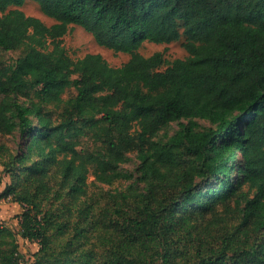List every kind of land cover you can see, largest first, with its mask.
<instances>
[{
    "label": "trees",
    "instance_id": "16d2710c",
    "mask_svg": "<svg viewBox=\"0 0 264 264\" xmlns=\"http://www.w3.org/2000/svg\"><path fill=\"white\" fill-rule=\"evenodd\" d=\"M26 1L0 0V51L24 49L0 65V136L20 139L0 146V201L22 209L18 234L0 225V264H22L17 235L39 246L31 264H264V0H31L50 27ZM69 25L130 59L71 61ZM181 36L188 57L163 71L138 53ZM89 167L130 183L89 193Z\"/></svg>",
    "mask_w": 264,
    "mask_h": 264
},
{
    "label": "rangeland",
    "instance_id": "374dc122",
    "mask_svg": "<svg viewBox=\"0 0 264 264\" xmlns=\"http://www.w3.org/2000/svg\"><path fill=\"white\" fill-rule=\"evenodd\" d=\"M18 10L22 11L23 14L27 17L38 19L47 27L55 24V21L44 16L39 10L37 4L31 0H27L22 7L18 8ZM183 44V36H181V38L177 42H173L171 44L156 45L153 43H144L139 49L138 53L145 58L150 57L156 53L162 54L164 64L159 71H163L173 61L184 60L188 57ZM62 46L67 57L71 61L80 60L89 54L100 55L110 67L119 68L127 63L130 59V56L127 54L114 53L111 50L98 46L90 34L85 32L82 28L74 25L68 26L67 33L62 38ZM23 53L24 49L10 52L0 51V65L13 64L19 57L23 55ZM75 94L76 93L73 89L68 90L63 96V101H68L71 97H74ZM1 100L2 97L0 96V102ZM18 100L19 102H23L24 98L20 97ZM50 111L52 113V119L54 120V123L59 124L61 121H63V119H65V103L57 107H50ZM177 129V124L173 123L169 126L168 129L159 132L156 139L166 141L167 138L172 136ZM76 140L77 143H79V145H77L76 147V150L80 153L91 151L95 148L94 142L88 137L80 136L79 138H76ZM19 142L20 139L18 134L0 136V146L5 147L12 153L16 151ZM138 164L139 161L137 159V153L132 152L128 154V162L121 165V170L133 172ZM3 169L4 168L0 165V193H2V191L5 189V186L11 182V179L3 172ZM92 173L93 169L89 167V174L87 179L89 193L99 194L105 192L120 191L127 187V185H129L130 183L115 181L111 185L99 184L94 181ZM21 213V207L18 204L13 203L10 199L0 201V225L15 234L19 233V221ZM17 242L19 245V251L24 256L22 264H31L33 262L34 254L39 250V246L36 243L23 240L18 235Z\"/></svg>",
    "mask_w": 264,
    "mask_h": 264
}]
</instances>
